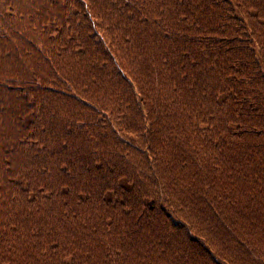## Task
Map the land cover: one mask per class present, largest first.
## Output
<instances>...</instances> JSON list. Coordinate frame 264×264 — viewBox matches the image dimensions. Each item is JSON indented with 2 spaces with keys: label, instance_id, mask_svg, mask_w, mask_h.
Masks as SVG:
<instances>
[{
  "label": "trees",
  "instance_id": "1",
  "mask_svg": "<svg viewBox=\"0 0 264 264\" xmlns=\"http://www.w3.org/2000/svg\"><path fill=\"white\" fill-rule=\"evenodd\" d=\"M0 264H264V0H0Z\"/></svg>",
  "mask_w": 264,
  "mask_h": 264
}]
</instances>
